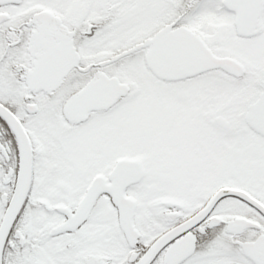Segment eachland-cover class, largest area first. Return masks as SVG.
<instances>
[{
  "label": "snow or ice",
  "instance_id": "1",
  "mask_svg": "<svg viewBox=\"0 0 264 264\" xmlns=\"http://www.w3.org/2000/svg\"><path fill=\"white\" fill-rule=\"evenodd\" d=\"M0 264H264V0H0Z\"/></svg>",
  "mask_w": 264,
  "mask_h": 264
}]
</instances>
